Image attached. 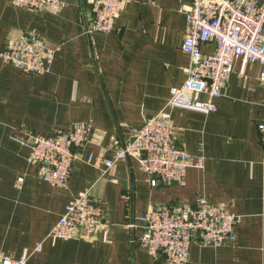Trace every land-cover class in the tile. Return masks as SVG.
<instances>
[{
	"label": "crops",
	"instance_id": "crops-1",
	"mask_svg": "<svg viewBox=\"0 0 264 264\" xmlns=\"http://www.w3.org/2000/svg\"><path fill=\"white\" fill-rule=\"evenodd\" d=\"M92 1L63 0L53 14L0 0V51L24 35L56 50L51 72L42 76L22 74L0 59V254L18 259L27 252V264H155L135 242L141 219L152 207L189 206L203 196L243 219L232 244L214 249L192 243L187 264H264V168L257 131L264 122V84L258 65L248 63L242 78L241 61L234 63L214 113L169 111L176 146L187 152L190 165L182 184L151 187L136 159L111 169L106 163L183 84V9L189 0H132L105 37L87 33ZM212 52L211 45L202 48L203 55ZM74 122L90 123L92 133L76 152L67 189H57L36 177L28 149L15 138L51 134ZM199 160L202 168L196 167ZM80 191H88L113 227L108 243L49 237Z\"/></svg>",
	"mask_w": 264,
	"mask_h": 264
},
{
	"label": "built area",
	"instance_id": "built-area-1",
	"mask_svg": "<svg viewBox=\"0 0 264 264\" xmlns=\"http://www.w3.org/2000/svg\"><path fill=\"white\" fill-rule=\"evenodd\" d=\"M132 0H93L92 21L87 33L107 36L115 20ZM12 7L33 13H59L63 0H9ZM187 27L181 51L188 58L183 84L171 91L165 108L148 117L133 131L132 138L115 149L108 169L128 159H136L138 168L149 178L151 187L182 184L190 157L175 143L176 128L170 110L179 109L209 115L216 111L214 101L222 96L234 63L241 61L239 76L244 78L248 63L260 69L264 84V1L259 0H189L183 9ZM213 46L210 55L202 48ZM56 50L45 41L30 35L7 43L0 51L4 66H12L30 76L51 72ZM261 147L260 164L264 168V122L257 126ZM92 126L74 122L51 134H25L15 140L29 151L28 162L36 177L57 189H67L77 161L76 152L89 142ZM90 159V158H89ZM91 160V159H90ZM89 160V161H90ZM202 160L196 167L202 168ZM20 188L23 178H18ZM243 217L232 214L226 206H216L199 196L193 205L152 207L141 219V235L136 244L155 264H187L192 243L200 247L221 248L235 242V227ZM113 227L106 222L104 211L91 201L88 191L78 192L65 207L49 237L60 241L83 240L108 243ZM38 246L35 252H40ZM25 252L12 259L0 254V264H27Z\"/></svg>",
	"mask_w": 264,
	"mask_h": 264
},
{
	"label": "water",
	"instance_id": "water-1",
	"mask_svg": "<svg viewBox=\"0 0 264 264\" xmlns=\"http://www.w3.org/2000/svg\"><path fill=\"white\" fill-rule=\"evenodd\" d=\"M130 141H131V142H133V141H134V139L132 138Z\"/></svg>",
	"mask_w": 264,
	"mask_h": 264
},
{
	"label": "trees",
	"instance_id": "trees-1",
	"mask_svg": "<svg viewBox=\"0 0 264 264\" xmlns=\"http://www.w3.org/2000/svg\"><path fill=\"white\" fill-rule=\"evenodd\" d=\"M56 130V129H55ZM54 132V131H53Z\"/></svg>",
	"mask_w": 264,
	"mask_h": 264
}]
</instances>
